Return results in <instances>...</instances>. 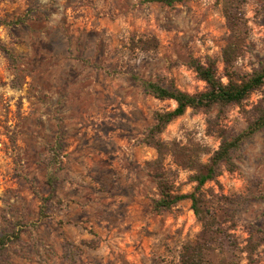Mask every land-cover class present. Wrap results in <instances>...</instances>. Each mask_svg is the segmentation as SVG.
<instances>
[{"label":"rangeland","instance_id":"374dc122","mask_svg":"<svg viewBox=\"0 0 264 264\" xmlns=\"http://www.w3.org/2000/svg\"><path fill=\"white\" fill-rule=\"evenodd\" d=\"M231 2L247 25L234 67L252 72L264 66V0H186L172 8L147 0H0V17L23 18L0 25L16 57L0 49V233L23 229L0 264H178L201 221L189 199L152 209L159 194L147 163L157 154L141 138L154 111L175 102L154 98L141 80L202 91L205 83L186 65L191 56L216 59L222 77ZM151 36L157 48H133V39ZM261 101L264 86L243 106L228 105L215 130L240 133ZM217 112L187 109L161 138L212 152L221 139L208 127ZM57 141L60 162L50 165ZM234 161L235 171L223 169L202 190L205 205H224L225 219L234 212L231 232L244 245L250 223L264 227V129L242 143ZM164 168L177 192L193 190L191 170L171 156ZM49 174L56 177L52 194ZM43 198L47 216L40 218ZM258 255L264 264V244Z\"/></svg>","mask_w":264,"mask_h":264},{"label":"trees","instance_id":"16d2710c","mask_svg":"<svg viewBox=\"0 0 264 264\" xmlns=\"http://www.w3.org/2000/svg\"><path fill=\"white\" fill-rule=\"evenodd\" d=\"M147 1L172 8L177 3L186 0ZM224 14L229 33L226 36V45L222 50L225 71L222 77L218 74L216 59L207 56L204 60H200L191 56L186 65L205 83V89L202 91L188 93L176 87L172 81L170 84L164 85L159 79L141 80L143 89L154 98L175 102V107L172 109L154 111L153 123L141 138L142 143L154 148L157 154L154 160L147 163V168L156 183L159 194V198L153 202L152 209L159 213L171 209L182 200L189 199L194 214L201 221V228L195 237L182 245L178 264H259V248L264 244V227L250 223L245 244L240 245L238 238L231 232L235 226L234 212H230L228 219H225L224 214L227 210L224 205H218V209L212 205L210 207L205 205L202 190L207 182L216 180L223 169L229 172L235 171L237 164L234 161V154L245 140L264 129V101H261L256 107V115L240 133L231 135L223 128L215 130V126L217 128L219 124L217 118L223 115L228 105L243 106L253 91L264 86V66L254 69L252 72L240 71L234 67L236 59L243 54V36L247 30L242 7L234 2L228 3ZM22 20V17L15 20H6L0 17V25L10 27L14 22ZM132 42L133 48L141 50L155 49L158 46V40L154 36L146 39L139 38L136 41L133 39ZM0 49L5 51L13 62L16 60L12 50L3 44L1 39ZM223 77L226 78V81L223 80ZM215 108L218 111L215 116L216 121H211L208 127L211 133L218 132L221 139L218 148L214 151H209L205 145L198 142L190 141L182 144L176 140L166 141L161 138L167 125L182 116L187 109L201 110L206 114H211ZM61 146V142L57 141L53 148L56 156H53L50 165L60 162L57 154L60 153ZM203 154H209L206 162L201 160ZM167 156H171L177 166L193 172L189 176L190 180L195 183L191 192L179 193L175 190L174 183L164 168ZM55 179L53 174H49L47 181L51 194L54 192ZM42 200L40 218L47 216L45 204L48 198ZM223 202L230 203L231 201H227V197H225ZM227 222L230 226L226 225ZM22 230V227H19L0 233V258L2 260L9 256L11 246L21 240Z\"/></svg>","mask_w":264,"mask_h":264}]
</instances>
